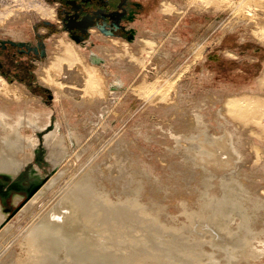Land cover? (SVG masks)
<instances>
[{
	"label": "rangeland",
	"instance_id": "obj_1",
	"mask_svg": "<svg viewBox=\"0 0 264 264\" xmlns=\"http://www.w3.org/2000/svg\"><path fill=\"white\" fill-rule=\"evenodd\" d=\"M127 2L134 10L133 18L124 21L133 31L131 40L104 37L92 30L84 42H77L56 26L59 23L53 2L0 0V42L13 39L36 48L28 55H17L10 64L5 62L7 67L13 64L19 69L24 82L18 76L0 73L9 84L20 85L29 99L0 91V107L7 108L10 114L28 108L51 112L46 128L36 133L37 147L24 167L16 175L0 172V188L7 191L8 185L25 172L38 176L42 186L64 165L62 162L53 166L44 147L46 134L65 128L63 108L72 131L89 134L85 140L92 129L97 128L99 134L88 140V148L78 159H74L73 152L67 156L71 163L57 182L58 189L69 184L79 171L83 174L82 170H91L95 184L105 187L112 199L138 186L141 203L157 208L162 222L177 224L182 221V205L194 209L215 197L216 209L225 210L230 203L222 181L232 174L235 181L231 182V190L237 189V184L251 197L248 225L264 230V34L251 19V13L264 15V0H215L204 6L197 5V0ZM47 22H53V27L46 28ZM13 31L20 34L11 37ZM101 46L110 48L103 50ZM166 52L170 55L163 56ZM44 63L53 69V75L65 63L83 78L98 81L106 92L98 94L104 102L98 108H77L72 99L64 98L60 105L53 91L39 82V66ZM77 87L83 89L82 85ZM234 100L242 101V108L249 111L257 106L261 109L252 108L253 118L244 119L230 111ZM195 113L202 116L205 131L194 129ZM224 132L235 135L239 161L225 146L232 166L208 165L206 170L195 166L189 159L196 156L194 145L198 141L207 143L211 134L218 137ZM21 134L30 135L32 131L25 127ZM205 190L207 194L203 196ZM17 196L22 198L15 203ZM29 200L12 190L0 196V210L5 217L0 231L6 224L15 227V232L25 227L21 210ZM239 232L225 243H235L247 233L245 226ZM5 234L0 236L1 251L12 239ZM144 236L147 246L159 255H182L179 241L152 232ZM261 241H255L258 255L252 260L254 264H264ZM80 249L79 256L87 254L83 258L90 264L125 262L118 251L104 256L95 248Z\"/></svg>",
	"mask_w": 264,
	"mask_h": 264
},
{
	"label": "bare ground",
	"instance_id": "obj_2",
	"mask_svg": "<svg viewBox=\"0 0 264 264\" xmlns=\"http://www.w3.org/2000/svg\"><path fill=\"white\" fill-rule=\"evenodd\" d=\"M210 1L214 2L215 0H197L196 3L199 6H204ZM248 11L249 9H247ZM251 14V19L255 20L264 34V15L260 12ZM12 33L11 37H14V34H20L15 31ZM108 47L105 49L101 46L103 50H108ZM165 55L168 56L170 53L166 52L163 56ZM115 63L119 62L115 61ZM40 66L38 70L39 82L53 91L54 98L59 101L60 105L64 98L72 99L77 108L90 105L98 108L104 102L102 97L98 96L105 92L102 85L98 86V81L90 80L88 76L83 78L73 69H69L65 63L61 64L62 69L56 71L55 75L47 63ZM122 67L125 68L127 65ZM0 82L1 92L29 99L26 96V91L20 85L9 84L1 76ZM80 85L83 86V89L77 87ZM87 95L90 98H86ZM230 106V111L236 112L244 119L252 117L255 113H251L252 108L256 111L261 109L259 106L252 107L251 105L250 111L247 108H242L240 100L231 101ZM61 111L65 128L62 129V127L60 132L52 130L46 134L44 147L46 157L53 166L62 162L64 165H61L54 177L35 191L22 208L21 213L24 214L23 217L26 221L25 227L19 232H15V227L12 229L13 226L6 224L5 228L0 231V236L6 233L7 239L12 238L3 247V251L0 250V264H90L83 258L87 254L79 256L78 248L81 250L80 247H84L86 250L95 248L104 256L118 251L123 262L125 261L124 264H254L252 260L256 259L258 255L255 241H264V230H256L248 225L250 223L248 203H251V197L245 188L239 187L237 184V189L231 190L230 187L234 184L231 182L235 181L232 174L227 175L222 181V185L227 189L225 192L229 194L227 198L230 203L225 210L221 212L216 209L218 206L213 203L215 197L209 199L208 202H200L194 209L182 205L180 211L182 221L177 224L162 222L157 208L141 203L138 186L131 187L129 191H120L123 196L112 199L105 187L95 184V176L91 170H82L83 174L79 171L68 182L69 184L62 187L63 189L61 187L58 189L57 182H60L71 163L67 156L73 152L74 159H78L79 155L88 148V140L91 141L99 134L97 128L92 129L89 139L85 140L89 134L80 135L79 131H72L67 113L63 108ZM50 113V111L39 112L28 108L10 114L7 108L0 107V172L16 175L24 167L37 147L36 133L46 128ZM100 121L102 122L103 119ZM194 124V129H198L200 132L207 129L200 114H193ZM25 127H29L32 134L23 136L21 130ZM234 136L231 132H224L218 137H214L212 134L206 136L207 143L201 144L198 141V144L194 145L197 146L194 149L196 156H193L195 154L192 150L193 157L191 156L189 159L192 158L195 166L205 170L208 165L232 166V157L226 153L225 146L231 149L238 160L239 153ZM206 177L208 176L206 175ZM208 185H204L205 188H208ZM201 194L206 196V190ZM21 198L17 196L15 203H18ZM4 218L0 210V224ZM246 225L248 226L246 227ZM244 226L247 233L241 234L235 243H225L230 241L236 233H240L239 230ZM151 232L182 243L179 246L183 251L180 258L161 256L156 250L151 249V246L148 247L147 242L144 241V234ZM97 251L95 252L97 253Z\"/></svg>",
	"mask_w": 264,
	"mask_h": 264
},
{
	"label": "flooded vegetation",
	"instance_id": "obj_3",
	"mask_svg": "<svg viewBox=\"0 0 264 264\" xmlns=\"http://www.w3.org/2000/svg\"><path fill=\"white\" fill-rule=\"evenodd\" d=\"M44 1L56 4L54 15L59 23L56 26L62 28L70 38L77 42H84L92 30L99 32L104 37L113 39L124 40L123 38H125L131 40L133 37L132 29L124 24V21L130 20L134 16V10L131 9L127 0ZM53 24V22H47L44 25L48 28L53 27ZM32 50H36V48L21 41H15L13 39L1 40L0 73L4 76H18V79L24 82L25 78L18 75L19 69L13 64L7 67L6 63L10 64L9 62L13 61L17 55H28ZM39 159L38 154L36 160L38 161ZM29 173H23L19 178L10 183L7 191H3L0 188V196L3 197V195H6L12 190L18 191L27 197L29 189L37 184L41 185L43 183V181L39 180L38 176L30 175Z\"/></svg>",
	"mask_w": 264,
	"mask_h": 264
},
{
	"label": "water",
	"instance_id": "obj_4",
	"mask_svg": "<svg viewBox=\"0 0 264 264\" xmlns=\"http://www.w3.org/2000/svg\"><path fill=\"white\" fill-rule=\"evenodd\" d=\"M50 96V95H49ZM44 180V179H43ZM39 184H37L36 186H33L31 189L28 190V195H27V198H30L34 193L35 191L39 188Z\"/></svg>",
	"mask_w": 264,
	"mask_h": 264
},
{
	"label": "trees",
	"instance_id": "obj_5",
	"mask_svg": "<svg viewBox=\"0 0 264 264\" xmlns=\"http://www.w3.org/2000/svg\"><path fill=\"white\" fill-rule=\"evenodd\" d=\"M34 92H37L38 93V90H34Z\"/></svg>",
	"mask_w": 264,
	"mask_h": 264
}]
</instances>
